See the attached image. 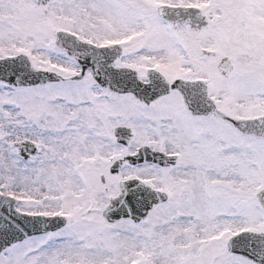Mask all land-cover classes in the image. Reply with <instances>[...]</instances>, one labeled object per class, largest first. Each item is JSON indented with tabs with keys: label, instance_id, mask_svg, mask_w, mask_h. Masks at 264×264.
I'll return each mask as SVG.
<instances>
[{
	"label": "snow or ice",
	"instance_id": "1",
	"mask_svg": "<svg viewBox=\"0 0 264 264\" xmlns=\"http://www.w3.org/2000/svg\"><path fill=\"white\" fill-rule=\"evenodd\" d=\"M0 264H264V0H0Z\"/></svg>",
	"mask_w": 264,
	"mask_h": 264
}]
</instances>
